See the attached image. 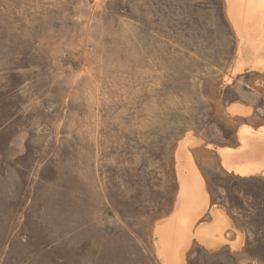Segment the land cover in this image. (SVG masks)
Here are the masks:
<instances>
[{
  "label": "rangeland",
  "instance_id": "374dc122",
  "mask_svg": "<svg viewBox=\"0 0 264 264\" xmlns=\"http://www.w3.org/2000/svg\"><path fill=\"white\" fill-rule=\"evenodd\" d=\"M228 9L0 0V264H166L188 138L208 206L184 264H264V172L220 155L264 133V46Z\"/></svg>",
  "mask_w": 264,
  "mask_h": 264
},
{
  "label": "bare ground",
  "instance_id": "6f19581e",
  "mask_svg": "<svg viewBox=\"0 0 264 264\" xmlns=\"http://www.w3.org/2000/svg\"><path fill=\"white\" fill-rule=\"evenodd\" d=\"M227 1L229 5V17L238 31L242 30L243 32L258 33V41H261V45L264 46V0ZM241 68L242 66L240 70ZM245 131L249 132L248 130ZM193 143L194 141L188 138L185 142L180 144L177 153V159L180 163L179 175L182 181V189L176 205V214L169 220L159 222L156 228V234L160 239L159 254L161 256L164 255L162 251V246L164 244L167 247L166 250L170 257L166 258V264H184L182 254L189 244V226H191L190 224L193 222L192 220L194 217L202 215L208 206L204 182L195 167L192 156L186 150V146L192 145ZM263 143L264 138L262 137H253L247 140V144L257 146ZM231 152L232 150L229 149L220 151L223 165L228 170L240 176H250L261 171V167L258 168L238 164L231 165L230 167L227 166L226 156ZM254 160L256 164L264 166V156L262 158H257L256 156ZM182 205H186L183 213H181ZM175 221L177 224H174Z\"/></svg>",
  "mask_w": 264,
  "mask_h": 264
},
{
  "label": "crops",
  "instance_id": "0c3cea01",
  "mask_svg": "<svg viewBox=\"0 0 264 264\" xmlns=\"http://www.w3.org/2000/svg\"><path fill=\"white\" fill-rule=\"evenodd\" d=\"M245 133V130L244 131H242V134H244ZM248 136L249 135H246V137L244 138V139H242L243 140V143H244V147H243V149H241V150H239V151H237V152H239L240 153V156H239V160L241 161V163L242 164H240V165H247V166H253V167H258V168H260L261 167V171L259 172V173H263L264 172V166H262V165H258V164H256V162H252V161H245L244 160V157H245V153H251V152H254V159H255V157L257 156V158H258V156L259 155H261V154H263L264 155V143L263 144H261V145H259V146H257V148L256 149H254L253 147H254V145H252V144H247V140H248ZM250 137L251 138H253V137H262V138H264V133H259V132H256L255 133V135H250ZM263 146V147H262ZM254 150V151H253ZM232 152H236L235 150H232ZM255 161V160H254ZM231 165H235V164H231ZM259 173H257V174H259Z\"/></svg>",
  "mask_w": 264,
  "mask_h": 264
}]
</instances>
